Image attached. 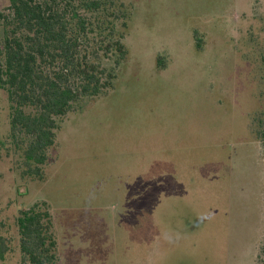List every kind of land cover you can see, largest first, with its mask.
<instances>
[{"label":"rangeland","instance_id":"rangeland-1","mask_svg":"<svg viewBox=\"0 0 264 264\" xmlns=\"http://www.w3.org/2000/svg\"><path fill=\"white\" fill-rule=\"evenodd\" d=\"M122 1L127 58L108 94L61 123L42 182L16 168L0 90V223L11 249L0 264H19L15 219L39 201L59 264H255L264 147L251 118L264 109V15L251 0Z\"/></svg>","mask_w":264,"mask_h":264},{"label":"trees","instance_id":"trees-1","mask_svg":"<svg viewBox=\"0 0 264 264\" xmlns=\"http://www.w3.org/2000/svg\"><path fill=\"white\" fill-rule=\"evenodd\" d=\"M251 5L264 15V0ZM129 15L122 0H9L0 10V90L10 109L7 143L22 178L42 182L61 123L113 89L128 55ZM260 63L264 85V57ZM251 135L264 147V109L252 115ZM53 220L45 201L20 211L19 264H59ZM2 231L0 223L1 260L11 252ZM255 264H264V240Z\"/></svg>","mask_w":264,"mask_h":264}]
</instances>
